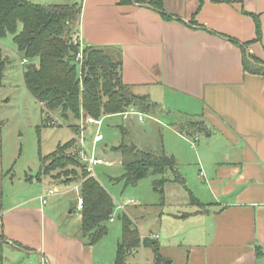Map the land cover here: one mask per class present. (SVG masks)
<instances>
[{
	"label": "crops",
	"instance_id": "0c3cea01",
	"mask_svg": "<svg viewBox=\"0 0 264 264\" xmlns=\"http://www.w3.org/2000/svg\"><path fill=\"white\" fill-rule=\"evenodd\" d=\"M145 1L123 4L120 0H80L77 35L83 45L103 47L119 60L123 83L131 93L147 95L156 102L157 115L176 112L179 116H195L210 131L194 137H209L207 144L215 140L211 165L197 156L202 183L198 190L188 187L179 169L189 190L180 185L187 195L190 191L200 202L210 205L208 211L187 216L171 211L174 218L181 219V228L175 231L177 247L182 245L185 250L181 264H264V75L243 67L244 57L252 64L264 62V0H161L168 19L148 4L151 0ZM253 15L259 22L260 37ZM243 43H247L245 53ZM114 116L119 115L94 117L80 107L74 127L70 125L76 143L80 126L85 128L86 140L97 129L82 121L89 117L101 119L100 131L104 120ZM50 119L56 123V116ZM178 119L175 116L172 122ZM130 121L140 122L132 114L124 120ZM188 131L176 132L192 139ZM96 144L94 150L110 165L104 148ZM165 152L178 163L173 150ZM170 184L174 182L166 183L164 193L174 202L179 200L178 189ZM75 186L79 226L70 231L66 230L69 220L60 223L59 214L39 201L47 191L39 194V199H13L5 206L7 199L2 194L0 236L9 241L3 249L5 261L15 262L6 253L17 249L24 250L19 262L30 252L29 256L36 255L40 264H112L107 255L98 253L97 242L87 245L80 236V185L78 190ZM48 189L55 190L53 195L72 190L59 191L57 186ZM128 199L115 203L109 220L116 209L139 204L136 200L127 203ZM128 217L133 221L132 216ZM150 236L159 241L158 232ZM12 242L18 245L12 248ZM115 255L112 259L116 264Z\"/></svg>",
	"mask_w": 264,
	"mask_h": 264
},
{
	"label": "trees",
	"instance_id": "16d2710c",
	"mask_svg": "<svg viewBox=\"0 0 264 264\" xmlns=\"http://www.w3.org/2000/svg\"><path fill=\"white\" fill-rule=\"evenodd\" d=\"M120 2L125 4L146 1ZM148 4L163 17L169 18L162 9L161 0H151ZM80 13L81 4L78 2L41 4L29 0H0V38L8 33L12 34L17 49L22 51L28 60L22 68L23 82L27 91L42 105L43 113L46 114V110L58 111L60 116L76 120L80 107L94 117L123 112L133 107L146 114V118H152L149 115H157L156 102L151 101L147 95L131 93L123 83L121 62L113 58L107 49L84 45L79 68L75 60L79 44L73 42V36L78 30ZM254 18L257 36L260 37L259 22L255 16ZM246 45L247 43L241 45L242 53H245ZM243 67L250 73L264 75V62L252 64L244 57ZM47 117L51 118L49 115ZM133 122L135 121L128 123ZM201 123L195 116L180 113L178 121L169 125L180 133L188 129V135L194 137L209 133V128ZM119 129L122 135L127 133L123 124ZM123 142L124 140L119 146L111 147L113 150H123V173L115 178L116 181L122 180L125 185H134L139 179L153 175V190L160 195L164 194V186L168 182L184 184L175 158L163 148L154 153L138 150L136 147L131 149ZM40 159V175H49L63 184L80 183L79 194L83 202L80 210V236L87 245L101 240L107 233L106 223L115 209L114 199L96 177L88 175L79 161L75 138L57 145L48 155L40 156ZM183 186L189 190L185 184ZM189 204L195 205L196 210L184 212L182 216L208 211L206 208L209 204L200 202L190 191ZM117 217L121 221V237L116 246V264H126V257L141 245H152L156 253L155 260H162L161 255H157L156 239L147 235L141 236L127 214L121 213ZM8 242L0 236V264L6 262L3 249ZM16 245L18 243H11L12 248Z\"/></svg>",
	"mask_w": 264,
	"mask_h": 264
},
{
	"label": "rangeland",
	"instance_id": "374dc122",
	"mask_svg": "<svg viewBox=\"0 0 264 264\" xmlns=\"http://www.w3.org/2000/svg\"><path fill=\"white\" fill-rule=\"evenodd\" d=\"M51 2L54 1L37 0L34 3ZM23 58L25 57L22 51L18 50L13 42L12 34L8 33L0 38V195L2 198L3 194V199H7L3 206L8 205L13 199L37 198L39 194L42 195L48 188L55 186L59 191L72 188L67 193L48 196L45 203L41 202L39 196L38 199L45 208L59 214L60 223L63 219L69 220L66 230H74L79 226V214L75 210L78 191L73 190L74 185H71L73 183H60L49 175H40L39 170L40 156L48 155L58 144L73 137L75 131L72 127L75 120L62 117L55 112L56 114L52 116H56V123L48 124L50 118L47 116L52 117V112L46 110L44 114L42 105L25 88L21 65ZM149 116L152 118L131 124L122 121L120 115L114 116L106 118L100 127L103 139L96 145L98 148H104L105 159L111 164L97 165L96 178L112 195L116 205L128 198L139 203L135 206H125L124 210L116 209L114 218L106 223L107 234L96 244L98 253L107 255L112 264H115L112 258L115 255L117 241L121 237V221L117 217L121 213L132 216L133 224L141 233L150 236L152 232H158L160 235L156 247L157 255L162 257L161 261H155L156 253L152 245H141L126 257V264H168L169 260L170 264H181L185 250L182 249V245L177 247L178 237L175 233L181 228V219L174 218L171 211L176 210L174 213L182 214L192 212L197 207L189 204L187 192L178 183L170 184L178 189L179 200L174 199L173 202L166 192L160 195L153 190L152 180L155 177L153 175L139 179L134 185H125L122 180L116 181L115 178L123 173L121 163L123 150L121 148L113 150L111 147L119 146L124 140L123 143L129 148L133 144L138 150L154 153L160 152L161 148L164 151L173 150L180 163L178 168L188 187L193 191L194 188L198 190L202 184L198 176L200 166L197 156L209 165L215 157V140L209 144L207 143L210 138L205 136H200L197 141L192 140L177 133L175 128L168 125L175 116L179 118L176 112L171 114L160 112L157 117ZM122 124L127 131L125 135H122L119 129ZM90 139L87 138L88 145H91ZM70 210L72 213L68 218ZM21 251L24 250H9L6 257L13 258L16 263L10 259L11 261L6 260L5 264H40V261L34 258L36 255L29 256L30 252L24 257L23 262H19Z\"/></svg>",
	"mask_w": 264,
	"mask_h": 264
},
{
	"label": "built area",
	"instance_id": "2783aa9c",
	"mask_svg": "<svg viewBox=\"0 0 264 264\" xmlns=\"http://www.w3.org/2000/svg\"><path fill=\"white\" fill-rule=\"evenodd\" d=\"M73 42L79 44V50L76 54L75 60L78 62L79 67L81 68V62H82V49L84 47L81 37L77 35V33L73 36ZM26 59H23L21 63L25 62ZM136 115L138 120L142 122L144 120V117H146V114L139 112L135 110L133 107H130L129 109L119 112L118 115L121 116L122 120H125L129 115ZM54 120L50 119L48 124H53ZM82 123H87L90 125L97 126V129L94 132L93 137L91 138V147L87 144V140L85 139V128L83 126H80V132L77 136V146H78V155H79V161L84 165L85 170L88 172L89 176L96 177L95 174V167L100 164H106L107 162L103 160V157H101L99 154L96 153L94 150L95 144L98 143L103 139L102 133L99 131V126L102 123L101 119H96L89 117L86 121H82ZM192 140H198V137H193ZM191 145H193V142H191ZM79 184L75 186L76 190L79 188ZM54 189H48L45 195H42L40 197L42 203H45L47 201V197L54 194ZM133 202V199H128L127 203ZM82 197L79 196L77 199V208L78 210H81L82 208ZM123 208V205L121 206Z\"/></svg>",
	"mask_w": 264,
	"mask_h": 264
},
{
	"label": "water",
	"instance_id": "95a60500",
	"mask_svg": "<svg viewBox=\"0 0 264 264\" xmlns=\"http://www.w3.org/2000/svg\"><path fill=\"white\" fill-rule=\"evenodd\" d=\"M130 148H131V149H134V148H135V146L132 144Z\"/></svg>",
	"mask_w": 264,
	"mask_h": 264
}]
</instances>
